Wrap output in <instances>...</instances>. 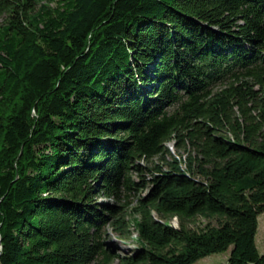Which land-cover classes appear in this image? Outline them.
Segmentation results:
<instances>
[{
	"label": "trees",
	"instance_id": "16d2710c",
	"mask_svg": "<svg viewBox=\"0 0 264 264\" xmlns=\"http://www.w3.org/2000/svg\"><path fill=\"white\" fill-rule=\"evenodd\" d=\"M51 1L0 0V264H110L147 185L118 264H264V0Z\"/></svg>",
	"mask_w": 264,
	"mask_h": 264
},
{
	"label": "rangeland",
	"instance_id": "374dc122",
	"mask_svg": "<svg viewBox=\"0 0 264 264\" xmlns=\"http://www.w3.org/2000/svg\"><path fill=\"white\" fill-rule=\"evenodd\" d=\"M43 3H46L47 5L52 6V7L55 5V3L52 1L50 2V0H43ZM221 85L222 84L216 85L213 91L218 90L221 87ZM167 149L170 152V156H169L170 161L173 159L186 158L188 156L189 148H186V147L182 149L177 148L175 143L168 144ZM142 164L146 167H154L155 164L161 165L162 163H161V159L157 157L150 163L143 162ZM149 190H150L149 186L147 185L146 188H144L142 191L136 192L135 194H132L128 198V203L125 206V213L127 214L126 219L131 222L128 239L123 240L122 238L117 236L114 230H112L111 225L109 224L104 228L105 233H104L103 239L105 242V247L108 249H112L115 255L118 256V258H115L116 256L113 257L110 264H118L119 258L132 256L134 252H136L139 249L140 246L138 244V235L135 232V228L133 225L134 223H132L133 219H135L137 216L133 215L131 212H132V208L136 204L137 198L146 197L149 193ZM97 200L99 203L113 204V200H111L110 198H105V197L100 196L97 198ZM208 222H210L211 225L216 224L214 220L208 221L200 217H196L195 219L189 221L188 223H185L184 226L186 229L197 231V230L204 228L208 224ZM167 223L171 225L172 227H174L175 229L180 227V223L176 218L169 219ZM255 245H256V248L259 254L263 255L264 254V213H262L258 217L257 232L255 236ZM230 250L231 249H229L228 251L224 253L215 254V255L206 257L204 259L199 260L195 264H226L229 258Z\"/></svg>",
	"mask_w": 264,
	"mask_h": 264
}]
</instances>
